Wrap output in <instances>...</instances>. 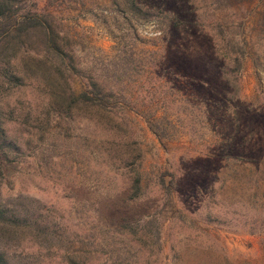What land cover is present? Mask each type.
<instances>
[{
  "label": "rangeland",
  "instance_id": "rangeland-1",
  "mask_svg": "<svg viewBox=\"0 0 264 264\" xmlns=\"http://www.w3.org/2000/svg\"><path fill=\"white\" fill-rule=\"evenodd\" d=\"M149 1L179 22H127L111 0H26L62 32L77 71L38 64L35 52L51 58L39 33L0 47V66L25 78L0 88V122L21 149L0 158L3 264H264V0ZM218 23L246 53L236 73ZM118 47L124 70L113 68ZM88 77L124 94L125 112L76 106L56 121L50 93L64 80L78 93ZM150 115L168 138L150 131Z\"/></svg>",
  "mask_w": 264,
  "mask_h": 264
},
{
  "label": "trees",
  "instance_id": "trees-1",
  "mask_svg": "<svg viewBox=\"0 0 264 264\" xmlns=\"http://www.w3.org/2000/svg\"><path fill=\"white\" fill-rule=\"evenodd\" d=\"M54 3L59 1L62 3H70L72 0H52ZM112 4L122 13L126 14L125 21H131L141 19L150 21L159 17H165L168 19L173 18L176 22H179V14L169 10L165 4L151 5L149 0H111ZM249 0H212L213 5L222 9L231 8L233 5H241ZM26 0H0V47L4 44L14 43V40H20V38L27 37L32 33H39L42 36L41 51L51 55V58L41 56L38 52H35V59L38 64H43L44 60L48 59L50 67L56 74H62L66 70L77 71L75 64L73 63V56L71 53L66 52L62 45H60L63 36L62 32L55 30L48 22V16L31 12L25 8ZM260 25L261 31L264 37V3L260 6ZM171 20V19H170ZM178 26V24H177ZM223 24H217L220 37V48L224 52L227 61L232 65V73H236L242 67L243 59L246 55L244 49L234 45L232 40L228 36V32L222 29ZM3 44V45H2ZM124 48L118 47L117 57L114 60L113 68L120 66L121 69H125L126 63L124 59ZM121 57V58H120ZM120 58V59H119ZM223 70L227 68H222ZM107 74L109 65L102 69ZM125 73V71H124ZM123 73V74H124ZM0 88L6 86L9 88H20L24 85L25 78L16 73L15 69L11 67L9 62L5 67L0 66ZM103 79V76H99ZM65 89L57 93H50L51 104L56 105L52 111L53 118L56 121H60L64 114L70 116L71 110L76 106H81L85 111L92 113H101L107 115H117L118 113L125 112V105L128 103L126 96L122 93H117L111 88H107L108 85L100 82V80L94 77L85 78L82 84L80 92L75 93L70 87L69 83L64 80ZM62 93V94H61ZM66 105V110L61 108ZM50 112L46 111L45 117L48 121ZM151 117V118H150ZM147 125L150 131L160 140L168 138V130L165 126H162L158 118L150 115L147 117ZM21 154L20 147L8 140L5 130L0 122V158L6 163H12L13 159H16ZM15 161V160H14ZM13 161V162H14ZM167 175L162 174L159 177L158 185L165 191L166 194H170L173 185L171 180H167ZM141 192V176L139 173L135 174L132 186L130 199H138ZM3 208L0 204V220L6 219L3 214ZM11 216H8L10 218ZM8 221V219L6 220ZM10 223V220L7 222ZM0 264L2 263V257L0 253Z\"/></svg>",
  "mask_w": 264,
  "mask_h": 264
}]
</instances>
